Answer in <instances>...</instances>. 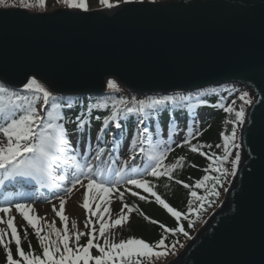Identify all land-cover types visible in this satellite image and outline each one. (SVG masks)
<instances>
[{
	"label": "water",
	"instance_id": "obj_1",
	"mask_svg": "<svg viewBox=\"0 0 264 264\" xmlns=\"http://www.w3.org/2000/svg\"><path fill=\"white\" fill-rule=\"evenodd\" d=\"M97 9L84 16L12 9L0 25V82L23 88L24 72L38 69L37 78L61 96L102 93L109 79L138 96L247 85L254 94L248 126L255 120L257 128L239 133L237 176L165 264H264V0H143Z\"/></svg>",
	"mask_w": 264,
	"mask_h": 264
},
{
	"label": "snow or ice",
	"instance_id": "obj_2",
	"mask_svg": "<svg viewBox=\"0 0 264 264\" xmlns=\"http://www.w3.org/2000/svg\"><path fill=\"white\" fill-rule=\"evenodd\" d=\"M97 3L111 10L121 4L143 3V0H97ZM50 4L54 6L53 11L60 10L69 16H84L94 11L90 0H35V2L33 0H0V25L5 24L12 9L31 10L39 7L47 10ZM29 72L36 74L29 77ZM3 74L7 78L6 73ZM38 76L43 79L38 69H29L24 72L22 83L26 94H21L19 90L9 91L0 85V133L5 138L0 140V170H3L0 187L7 189L6 181H15L16 184L35 181L41 187H60L66 194L71 193L77 186L83 188L85 190L83 208L89 214L85 221L87 231H75L70 234L69 217L65 214L66 199L64 196L57 197L58 205L52 204L55 216L63 222V227L58 228L54 221L49 223L45 219L47 213L45 217L38 216L33 203L27 202L36 199L38 189L36 191L0 192V195L4 197V203L0 205V223L7 226L0 228V246L4 249V264H93V262L94 264H142L145 260L151 264L153 259L164 258L170 252H174L176 244L169 246L166 243L167 234L183 233L187 236L188 233L185 232L184 227H169L144 213L141 215H144L145 220L158 224L163 230L157 241L149 243L143 238L136 237L122 239L119 242L111 239L108 230L129 222V213L140 212V209L122 203L118 216L113 218L110 215V194L118 195L122 202L126 192L138 196L141 200H146V196L140 195V190H143L144 193L151 194L155 202L170 213L176 221L185 218L182 211L177 210L154 191L155 186L147 178L167 177L172 180L175 170L183 167L185 156H180L171 163H165L173 149L166 146L167 141L164 140L157 139L153 143L147 122L153 117L161 119L167 112V123L171 124L176 120L178 111L183 113L186 108L194 110L199 104L206 103L205 100L200 99V91L190 92L187 95L172 92L139 100L133 97L131 100L120 99L114 102L111 115L104 117V128L100 131L106 132L109 122H115V128L120 129L122 133L124 124L121 122V117L131 120V126L136 129V136L132 138V155L120 164L115 159L104 160L105 148L103 147H96L94 152L90 145L86 151L78 150L66 127L69 124L74 125L75 134L84 135L92 110L108 108V104L106 102L81 104L78 109L75 100L54 95L55 86H45V83L37 78ZM106 84L109 89L118 87L116 79H109ZM49 87L52 90H49ZM247 95L243 93L240 99L251 104V100H245ZM234 104L235 102L226 107L220 105L227 113H234V118L230 120L233 127L229 133L223 134L222 144L216 145L218 148L222 147L221 155L204 151L205 147L211 149L212 145L193 143L194 136L191 127L188 128V135L177 145V147L187 146L192 153H199L211 162L204 171L212 174L203 175L201 179L195 181L194 185L177 180V183L189 189L191 198L200 203L201 208L204 206L202 202L208 200L209 196L219 195L215 189L222 181L227 180L229 175L237 176L241 163L240 153L236 152L235 159L231 161L230 172L224 167V163L229 160L233 149L242 147L237 143L238 130L243 134L250 133L257 128L255 120L251 121L250 127L248 126L249 121L244 105L241 104L237 109ZM85 108L87 112L84 111ZM74 111L76 112L74 117L66 115ZM133 116L134 120H132ZM100 119L99 116L96 117L97 121ZM161 123L164 124V121L161 120ZM259 132L264 138V121L259 123ZM96 139L100 141L103 137L97 136ZM112 143H116L115 138ZM161 145L165 147L161 148ZM137 154L147 160L142 168L135 166ZM112 155L113 153H108V156ZM105 164L110 166L102 168L101 165ZM58 172L62 174H57ZM248 175L251 176L252 173L249 172ZM259 180L264 190V169L259 173ZM121 182L124 185L123 191L118 187ZM209 184L212 186L211 192H209ZM198 189H204L207 195H199ZM93 201H96L95 208H93ZM192 210L190 207L189 211ZM106 214H109L107 218ZM18 215L33 229L40 254H36L31 241H28V250L23 246L22 236L14 222ZM262 216H264V205H262ZM72 223L75 228L76 222ZM97 235L103 239V244L97 240ZM262 235H264V224H262ZM82 237H87L84 244L80 243ZM27 238L28 232L25 229L23 239L27 240ZM70 240L73 243L70 244ZM13 244L15 250H13ZM93 249L99 254L93 255Z\"/></svg>",
	"mask_w": 264,
	"mask_h": 264
},
{
	"label": "trees",
	"instance_id": "obj_3",
	"mask_svg": "<svg viewBox=\"0 0 264 264\" xmlns=\"http://www.w3.org/2000/svg\"><path fill=\"white\" fill-rule=\"evenodd\" d=\"M38 9V8H34ZM0 85H3L9 91L19 90L21 94H26L23 88H14L10 87L2 82ZM198 91V90H197ZM195 91V92H197ZM201 95L200 99L205 100V104H199L196 109L188 110L187 108L184 112H177L176 120L171 124L167 123L168 113L165 112L161 119H156L153 117L151 121L147 122V126L150 130V134L156 141L164 140L167 141L168 147L172 148L169 154L175 159L180 156H185V161L182 168H178L174 172V178L169 180L167 177H147L151 180L152 184L155 186L154 191H156L163 199H165L170 205L177 208V210L184 213L185 218L176 221L175 218L171 217L161 205L155 202V199L151 195L143 193L142 195L146 196V200H141L138 196H133L130 193L126 192L124 201L131 207L135 206L140 209V212L133 211L134 216L136 217V222L130 226L122 227V230L125 235L129 238H143L149 243H154L157 241L162 233V229L158 224H152L149 221L145 220V215L151 217L154 220H158L169 227H179L183 226L185 232L188 234L194 232L196 228L203 222L207 215L218 205L221 198L224 196L225 190L229 184L231 176L229 175L227 180L222 181L215 189L219 192L218 196L211 195L208 197V200L202 202L203 207H200V203L196 202L191 198L189 189L183 187L182 184L177 183V180H182L185 183L194 185L197 179H201L206 173L204 171L207 168L208 164L211 162L207 160V157L200 155L199 153H192L187 146L177 147L181 143L184 137L188 135V128L193 129L194 139L193 143H201L204 145H212L211 149L205 147L204 151L215 152L217 155H221L223 152L222 147L218 148L216 145L222 144L223 134L230 132L233 125L230 123V120L234 118V113H227L220 105L229 106L233 105L238 109L241 104L245 105V101L240 99V96L243 93H247L248 97L253 94L251 89L247 85H242L240 83H225L219 86L206 87L199 90ZM190 92L177 93L179 95H187ZM194 93V92H193ZM56 95V94H54ZM148 96L139 97L137 94L129 93L125 88L118 84L116 89H109L103 93L97 94H86V95H64L66 98H72L77 103V108L81 104H96V103H107L108 108L93 109L91 116L89 117V124L86 126L84 135L75 134L74 125H66L70 133V137L77 142H80L82 146H85V140L88 135L94 136V134L104 128L103 119L105 116L111 115L112 105L114 102L119 101L120 99L131 100L135 97L137 100L144 99ZM246 98V99H247ZM195 103V101H194ZM250 105V104H249ZM248 105V107H249ZM87 112V108L84 109ZM76 112L66 113V115L75 116ZM99 116L101 119L96 120V117ZM135 117H132L134 120ZM161 120L164 121V124L161 123ZM121 122L124 124L123 128V142L127 143L122 145L121 148H132L131 139L136 136V129L131 126V120H125L121 117ZM115 122H109V127L107 128L106 133L113 130ZM239 130L237 135V143L239 141ZM199 133V135H196ZM160 147H165L161 145ZM132 153V152H131ZM234 153L236 149L232 150V155H230L229 160L224 163V167L231 171L232 163L231 161L234 158ZM195 165V166H194ZM199 195H207L204 189H198ZM212 191V186L209 184V192ZM192 208V211H189V208ZM198 210V211H197ZM27 229L28 238L27 240L23 239L24 230ZM20 234L22 236L23 246L28 250V241H31L32 246L35 248L36 254H40V248L37 244V237L34 235V231L31 226H20ZM183 233H170L167 234L166 243L171 246L175 243L176 245L183 242L186 238ZM87 237H82L80 243H86ZM13 250H15V245H12ZM152 263V262H151ZM0 264H4V249L0 246ZM94 264V262H93ZM142 264H148V261L145 260Z\"/></svg>",
	"mask_w": 264,
	"mask_h": 264
},
{
	"label": "rangeland",
	"instance_id": "obj_4",
	"mask_svg": "<svg viewBox=\"0 0 264 264\" xmlns=\"http://www.w3.org/2000/svg\"><path fill=\"white\" fill-rule=\"evenodd\" d=\"M33 2H35V0H33ZM90 3H91V6H92L93 9L99 8V9H103L105 11L110 10V9H107L106 7H103V6L99 5L97 3V0H90ZM53 7L54 6L50 4L49 7L47 8V10L40 9L39 7H37L38 9H31V10H33V11H48V10H52ZM55 7L58 8V6H55ZM111 10H113V9H111ZM127 92L133 93V92L128 91V90H127ZM247 97H245V100H251L253 102L254 94L249 96V98H247ZM248 105L249 104H245L244 105L245 111H247ZM4 139L5 138H4L3 134L0 133V140H4ZM239 139H240V135H239ZM238 144H239V141H238ZM238 151H239V149H236V152H238ZM234 154H236V153H234ZM121 155L123 156V154H121ZM234 159H235V155H234L233 160ZM124 160H126V159H124ZM174 160H175V158L169 154L168 157H167V160L165 161V163H171ZM146 163H147V161L143 164V166ZM135 166L138 167V168H142L143 167V166H140V164H137ZM65 186H67V185H65ZM53 187L55 189L52 188V189L47 190V191H45L46 190L45 186L41 187V185H40V186L36 187V190L38 189V192H36V198L38 199V201H37V199L32 200V201H28V202L33 203L34 209L36 210V214L38 216L45 217V213H47L45 219L49 223L54 221L56 227L62 228L63 227V222L58 217L55 216L54 212L52 211V204H57L58 205L57 197L58 196H64L65 199H66L65 214L69 217L68 227H69V230H70V234L74 233L75 231H81V232L87 231L86 226H85V221H86V218L88 217L89 214H88L87 210L83 208V196H84L85 190L83 188H80L79 186H77V188L73 189V191L71 193H67L66 194V193H64L62 191V188L55 187V186H53ZM118 187H120L121 191H123V189H124L123 182H121V184L118 185ZM143 193H144L143 190H140V195H142ZM145 194L150 195L149 193H145ZM125 195H126V193H125ZM222 198H221V200H222ZM110 200H111V203L109 204V207L111 208L110 215L113 218H115L119 214V210L122 207V203H126V202L125 201L122 202L119 199L118 195H116V194H110ZM221 200H220V202H221ZM92 203H93V208H95L96 201H93ZM0 205H2L1 204V200H0ZM103 206L104 205L102 204V207ZM30 214H32V213L30 212ZM107 215H109V214H106V218H107ZM73 221L76 222V227L75 228L73 227V223H72ZM14 222L17 224L19 232H20V226L27 225L26 221H24L22 219V217L19 216V215L16 217V220ZM134 222H136V217L134 216L133 212H131V213H129V222L124 223L121 226L112 227V228H110L108 230L109 237L111 239H114L116 242H119L122 239L129 238V237H127L125 235L126 233L123 232L122 227L130 226ZM42 223H43V221H42ZM6 227H7L6 224L0 223V228H6ZM195 231H196V229L194 230V232L188 234L187 237L183 240L182 243L176 245V249H175L174 252H170V254L167 257L160 258V259H153L151 261L152 262L151 264H165L166 262H168L169 260L174 258L175 255L180 252V250L182 249L183 245L195 233ZM54 238L55 237L53 236V239ZM97 240H99V242L101 244H103V239L100 238L98 235H97ZM71 243H73V241L70 240V244ZM157 250H159V249H157ZM98 254H99L98 251L93 249V255H98Z\"/></svg>",
	"mask_w": 264,
	"mask_h": 264
},
{
	"label": "bare ground",
	"instance_id": "obj_5",
	"mask_svg": "<svg viewBox=\"0 0 264 264\" xmlns=\"http://www.w3.org/2000/svg\"><path fill=\"white\" fill-rule=\"evenodd\" d=\"M53 10V9H52Z\"/></svg>",
	"mask_w": 264,
	"mask_h": 264
}]
</instances>
